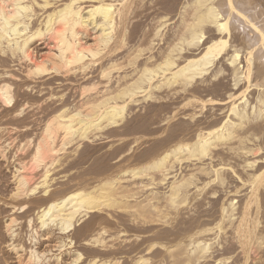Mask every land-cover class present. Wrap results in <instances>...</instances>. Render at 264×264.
<instances>
[{
	"label": "bare ground",
	"instance_id": "6f19581e",
	"mask_svg": "<svg viewBox=\"0 0 264 264\" xmlns=\"http://www.w3.org/2000/svg\"><path fill=\"white\" fill-rule=\"evenodd\" d=\"M182 1L0 0V122L10 117L12 120L18 119L15 120L18 123L20 118L24 117L22 114L25 108L32 106L35 108L33 104L30 106V103L37 98L30 97L33 100L28 101L30 95L39 96V101L44 95L47 100H43L48 101L49 96L56 94L53 91L62 89V92L65 88L67 93H70L68 90L76 92L79 89L83 92L82 96H85L83 98L85 101L79 100L71 91L73 99L80 101L78 105L74 102L77 107L73 110L76 113L72 110L74 113L70 111L71 115L68 114L70 108H67L66 101L63 100L65 97H61L62 93L60 95L57 92V96L61 97L59 99L64 102L63 105L62 100L61 103L59 102L62 106L57 104L60 108L56 107L58 97L56 95L57 98L50 97L55 99L56 102L53 103L55 106L46 105L47 107L42 108L44 114L42 113L43 117L40 115L42 118L39 116L41 119L39 121L44 123L39 124L42 126L38 125L36 130L41 128L42 132H37L40 133L37 134L40 135L39 138L34 136L35 133L30 134L33 136L31 140L34 137L38 140L36 142L34 140V144L27 139L28 143L24 146L29 147L27 145H30V142L31 145L28 150L24 148L26 156L22 155L24 149L22 151L21 148H14L18 150L15 153L8 149L12 141L7 142L11 136H8L6 128L10 127L9 123L12 122L6 121L8 127L4 130L5 125L0 128L2 129L0 130V264H117L120 260L130 261L132 264H148V259L144 256L150 251L148 250L150 248L146 249L145 246L149 240L141 238L142 243H139L134 239L135 243H133L132 239L133 242L123 241L121 244L109 246L100 245L102 241L100 242L98 237L101 238V235L103 237L113 228L120 229L121 234L136 231L139 234L141 232L143 236L146 235L145 238L154 234L156 236L163 227L162 221L166 218L163 217L164 213L167 211V217L169 215L167 209H176L177 212L181 208L179 205L185 204L191 196H200L198 192L202 188H197L194 192L196 188L192 187L195 177L212 174L222 182L220 185L225 184V178L222 176V171L225 169L216 167L213 160L215 155L213 152L219 147L220 142L233 141L234 144L241 146L246 144V147L243 146L246 149L242 148V151L246 150L244 153L247 159L258 156L259 152L262 153L260 147L250 145L259 135H264L263 87L260 89L259 86L260 90L257 89L259 91L255 98L251 97L255 92L252 90L250 94L252 103L248 100L250 98L246 99L248 91L254 89L255 81L253 83L252 80L254 75L264 77V13L258 9L261 0L259 2L258 0ZM159 7L164 8L165 11L167 9L168 15L175 13L173 17H167L170 19L176 17V20L170 23L173 19L168 18V24L166 15L163 16L160 12L159 14L164 18L161 16L157 19L159 15H155V12L157 13ZM172 9L173 12L170 11ZM154 15L157 17L155 18ZM165 26H169L170 31L167 32L170 35L166 38L167 41L163 39L166 43H163L164 47H162L161 39L167 37L166 35L162 37ZM207 34L209 37L201 44ZM239 43L245 46L241 47L246 51L243 61L240 60L242 49L239 48ZM158 46L162 48H157ZM211 73L214 79L211 78L210 82L205 79L196 87L193 86L197 79L200 80ZM221 76L224 79L223 86L227 88L224 94L226 96L215 103L217 107L218 105L229 107L230 116L224 115L229 119L220 117L223 113L218 114L217 111L220 112L223 108H217L216 114L213 112L209 114L213 119H221L222 123L220 121L219 125L215 123L218 127L213 124V128L216 129L207 132L197 129L194 143L191 145L185 144L184 141H182L184 144L179 141L177 145H165L167 148L164 146L166 149L162 148L161 154L158 153V158L150 164V168L158 170L157 174L151 177V181L150 179H147L148 182L134 180L135 182L131 184L128 182V185L123 184L122 181L119 183L113 172L115 170L98 160L100 164H97L96 168L83 167L88 164V158L98 153L96 149L91 151L92 148L86 146V143L94 142L95 137L109 140L117 133L116 128L121 126L127 112L135 114L142 112L144 108L145 111V105L150 102L162 105L167 104L169 99L175 102L176 98L172 96L178 94L179 97L180 92H188L193 87L194 93L208 94L212 81ZM222 90L225 91L223 87ZM78 94L76 95L80 96ZM43 100L40 106L43 105ZM36 103L38 104L37 100ZM170 103L167 104L168 107H172ZM27 104L30 107L27 108ZM168 107L167 111H171ZM228 109L222 111L227 113ZM32 110H26L32 117H35L38 111L41 113L40 109L34 110L33 112H36L34 114L31 113ZM167 111L162 110V113ZM168 115L167 117L170 118L173 114ZM169 118L165 117L162 121L159 119L157 120L160 121L159 124L155 123L164 126L170 121ZM25 119L24 117L23 120ZM223 119L226 121L223 122ZM171 120L174 121V118ZM34 121L36 122L37 119L32 123L31 121L27 124L23 123L22 127L29 128L26 126L30 124L32 128L31 124L35 123ZM138 126L136 123L128 126L125 124L123 129L125 128L126 132L143 129ZM34 128L36 127L32 129ZM243 129L246 131L243 132ZM16 130L18 132L17 128ZM13 132L16 133L14 130ZM13 132H11L12 136ZM32 132H35V129ZM5 135L9 140H6ZM15 140L13 136V141ZM14 142L10 144L13 147ZM70 145L76 147L74 150L83 148L80 166L86 168V171L67 179L63 174L60 177V173L57 172L59 169L55 164L56 159H59L57 156L71 147ZM231 147L232 145L226 150V154H233L235 149ZM154 150H146L145 154L150 158ZM19 152L21 155L17 154ZM26 157L30 159L29 166L33 163L35 169L39 171L36 167L42 168L40 171L43 173L38 175L36 170L32 173L24 172L26 168L23 161ZM255 158L258 160L241 167L246 173V175L243 173L245 177L241 176V172L238 175V171L232 173L234 178L246 187V208L241 211V216L234 219L235 207L232 197L239 192L233 194L234 192L226 191L227 199L220 209L219 224L227 223L231 226L230 229L236 226L232 230L240 241L246 243V248L257 239V227L250 224L252 222L250 204L260 199L264 185V154L261 158L259 156ZM117 160L120 161V158ZM257 163L260 165L256 169L249 170ZM180 165L183 167H179L178 170L177 167ZM33 167L28 171L34 170ZM56 172L59 174L56 175ZM211 183L209 182V187ZM108 185L119 201L127 202L126 208H122V210L128 209V213L126 210L123 213L127 214L125 217H118L116 215L118 213L115 214L114 211H104L105 214L102 212L100 201L107 197L105 195L102 197L100 190ZM129 187L134 190L131 197L127 192ZM126 192L128 198L130 197L129 201H126ZM214 194L213 192L210 195ZM111 195L107 199H110ZM111 200H115L113 206H117L114 205L116 202L120 203L116 201L117 199L111 198L109 204ZM124 203L122 205L125 206ZM176 212L171 213L175 215ZM155 216L156 219L153 218ZM139 217L152 219L146 221ZM155 221L156 223L159 221L162 225L156 226ZM21 224L22 227L19 226ZM214 230L213 228L197 230L198 232L187 236L188 244H183V247L181 240L180 256L191 260L197 259L196 261L206 260L211 249L208 241L214 242V240L199 236L211 237L215 235ZM165 232L160 233L161 236L165 237L167 235ZM142 234L139 236L143 237ZM134 236L136 238V235H133V238ZM137 238L140 237L137 235Z\"/></svg>",
	"mask_w": 264,
	"mask_h": 264
},
{
	"label": "rangeland",
	"instance_id": "374dc122",
	"mask_svg": "<svg viewBox=\"0 0 264 264\" xmlns=\"http://www.w3.org/2000/svg\"><path fill=\"white\" fill-rule=\"evenodd\" d=\"M185 1L186 2H190L192 0H183L182 2H185ZM258 2H259V0H258ZM261 2H262V4H261ZM258 4H260L258 6L259 11L262 10V12L264 13V0H261ZM260 6H261V8H260ZM158 9L159 10L160 9L161 10L163 9L162 11H164L165 13H163L162 11L157 10V13L158 14L155 12V15H157V16L159 15L158 17L156 16L157 19H159L162 16V14H163V16L166 15L165 19L167 18L166 20H168V18L170 19V17H173L174 14H175V13H173V14H169L168 15L167 14L168 13V10L167 9H166L167 13H166V11H165L164 8H160L159 7ZM170 11L173 12L174 10L172 9ZM159 12L162 13V14L160 15ZM155 15H154V17H155ZM163 16L161 18H164ZM167 16H170V17H167ZM175 18H171V19H173V21H171L170 23H173L176 20ZM168 24H169V20H168ZM167 27L165 26V29H163V32H162V33H164L162 35V37H165V35L167 36V37L161 39L162 40V44L164 43L163 42L164 41L163 39L166 40V38L169 37L168 35H170V33H168L170 31L169 30V26H167ZM165 30H166V33H165ZM207 37H209V34L205 35V37L202 39L201 44H203L204 41H206ZM236 43H237V41H236ZM162 44H161V46L164 47V44L163 45ZM159 45H160V42H159ZM238 45H239V48H241V47L244 48L245 47L244 45L241 46L242 44L240 45V43ZM161 46L160 47L158 46L157 48H160L161 49L162 48ZM242 53H244V54H242ZM245 57H246V51H245V49H242V51L240 53V60L243 61L245 59ZM208 76L206 75L202 79L200 78V80L197 79L195 81V85H193V86L196 87L197 85H199L201 80H205L206 79V81H209L212 78V73L210 75L208 74ZM212 79H214V78H212ZM216 79L217 78H215V80ZM222 79H223V77L221 76L216 81L215 80L212 81L211 86H210L211 88L208 89V92H209L208 94H207L206 91H205L206 93H204V92L203 93L202 92L201 93H194L193 92L194 91L193 90L194 87H193L192 89L190 88L192 91L191 90L188 91V92L187 91H185V92L183 91V93L180 92L179 97H177L178 94L175 95V96H172V97H174V99L176 98L175 99V102L173 100L170 101V99L168 100V101L171 102V103L170 102L169 103L171 104L172 107H168V105H167V104H169L168 101L166 102L167 104H165V105H164V103L162 105V104H159V103H155V102L152 103V102H150V103H147L145 105V107H146V110L145 111H143L145 109L144 108V109H142V112H137L135 114L134 113L129 114L130 112H127L125 114V116H124V120L122 121L123 123L121 124V126H119L118 128H116L117 131H116V129H114L117 133L115 135L113 134V136L110 138L111 140L109 138H108L109 140H107V139L100 140V137L99 138L95 137L94 142L86 143V146H89L90 149L91 148L93 149V150L91 149V151H94L96 149L95 151H96V153L97 152L98 153L97 154H94V156H92L93 153L90 154L93 158L92 157L91 158H88V164L85 165V166H83V167H86V168L87 167H89V168L90 167L91 168H94L95 167L96 168L97 167V164H98V161H101V163L103 162L102 163L103 165L106 164L109 168L112 167V169L115 170L113 172L115 173V176H116V178H117V180H118L119 183H122L123 182V184L128 185V182H129V184H131L132 182H135V181H138V180H139V182H141L142 180H143L142 182H144V180H146L145 182H148L147 179H150V181H151V177L152 176H155V174H157L158 170H156L154 168H150V164L153 163L158 158V153L161 154V151H163V149H166L167 148L166 146L177 145V144H179V141L182 144L185 143V144H190L191 145V144L194 143L193 141L195 139V134H196L197 129L198 130L199 129H201V130L203 129V130H205L204 132H207L208 130L210 131L212 129H216V128H213V124L214 125H216V124L219 125V121L221 122V119L219 120L217 118L218 119V121H217V119H215V118L213 119L212 117H209V114H211V112H213V114H216L215 111L217 110V108L218 109L223 108L224 110L229 108L228 106H226L228 108H225V106L224 107H220L218 105V102L220 101V99L222 100V98L223 99L225 98L226 95H224V94L227 91V88L224 87L223 86V83H222V81H224V79L223 80ZM252 80H253V83L255 81V83L253 84L254 89L251 88L248 91L249 93L246 94V96L248 95L246 97V99L250 98L251 100L248 99L250 102L253 101L252 98L253 97L255 98V96L257 95L256 93H258V91L262 87L264 88V84H263L264 83V77H261V76L258 77V75H254V77H253ZM261 83L263 84V86H262ZM254 85H256V86H254ZM225 86H226V84H225ZM259 86H260V89H259ZM222 87L225 89V91L222 90ZM255 87H258V88H255ZM263 88H262V90H264ZM63 89L64 90L62 92H61L62 89H60L59 91L55 90L53 92L56 93L55 94L56 96H57L58 93H60V95L63 94L61 97H65V98H63V100H64V102L66 101L65 102L66 103L65 105L67 106V108H70L69 111H68V114H69L70 111H72L74 108L77 107L76 105L80 104V103H78V102H80L79 100L82 99V100L85 101V99H83L85 96H82V93L83 92H81L79 89L76 92H75V90L74 91L68 90V92H70V93H67L66 92L67 90H65V88H63ZM257 89H259V90H257ZM195 90H196V88H195ZM252 90H255V92H254L255 95L253 93L254 96L253 95L252 96L250 95V94H252ZM71 91H72V94H74L75 98H77L79 100H77L75 98L73 99L74 96L72 97ZM64 92H66V94ZM73 92H75V93H73ZM78 93H80V94H78ZM89 93H92V92L89 91ZM64 94L66 96H64ZM76 94H78L80 96H77ZM49 95L50 94L48 93L47 96H49ZM55 95L53 94V96L52 95L49 96V99L50 100L48 99V101H44L45 99L47 100V97L44 98V95H43L42 98L44 100L42 99L43 100V103L42 104L44 105L45 104L44 102H46V104L44 106L43 105L40 106L42 100L40 99L41 101H39V98H40L39 96H37V95H30L29 96V98L30 97L33 98L34 96H36L37 99L36 98H33V99H36L37 102H38V104L36 103V100H33L31 98L30 99L28 98V101L33 100V102L31 101L30 106H32L31 104H33L35 106V108L33 106L30 107L28 105L29 102H27L28 104L26 106H27V108H28V106L30 108L26 109L25 108L26 106L24 108L27 111H30L32 109H34V110L37 109V111H38L40 109L41 113L39 111L37 113L36 112H33L34 110L31 111V113H33V114L36 113L35 117H37V118L32 117V115L31 114H28L29 112H27L24 109V113L22 115L26 119H28V117H29L28 120L25 119L26 121L23 120L24 117H21L20 118V120L18 122L19 124L17 123V121H15V120H18V119H13L12 120V118L10 119V117L7 118V119L1 120L2 123L0 122L1 123L0 128L5 125V127H3V130H4V128L8 127V126H6V121L8 122L9 120H10V122L13 123L12 124V123H9L8 122L10 125L7 124V125L10 126L8 128H10V129L12 128V131L11 132H13V130L16 132L17 131L16 128L18 129V132H16V133L13 132L14 139L17 140V141L15 140V142H14L13 141V136H12V134L10 132V129L6 128L7 129V133H9V135L8 134H6V135L11 136L10 137V140H9V138H7V136L5 135L6 140L7 139L9 140L7 142H10V141L14 142L13 143L14 144V147L12 145H10L12 142H10L9 145H8L10 147L7 146L8 149H10V151H12V152L15 153L16 150L14 148H16V149L21 148L22 151H23L24 148L26 150H28L29 147H30V145H31V142L35 144L36 140H38V138L40 137V135H37V134H40V133H37V132L38 131L39 132H42V131H40V130H42L41 128L40 129L38 128V131H36L37 130V126L39 124H43L44 123L43 121H42L43 123L42 122L40 123V121H41L40 117L41 116L43 117V114H44L42 112L43 109H44L43 107H45L46 105L47 106L54 105L53 103H54L55 99L54 98H50V97H56ZM61 97H58L56 99V101H57L56 107H58V105L61 103V100L62 99L61 100L59 99ZM67 97H71L72 99L71 98L68 99ZM51 99H53V100L51 101ZM58 100H60V101H58ZM63 100H62V105L64 103ZM216 101H218L217 102L218 107L216 106V103H215ZM74 102L75 103L77 102L76 105H75ZM72 103H74V104H72ZM81 103H82V101H81ZM35 104H37V105H35ZM62 105L60 104L59 106H62ZM166 105H167L168 109L171 108V111H173V112L176 111L174 113H175V115H177V117H175L174 113L171 112L170 110H169L170 112L167 111ZM157 106H159V107H157ZM160 106L162 107V109H161ZM39 107H41V108H39ZM165 107H166V109H163ZM58 108H60V107H58ZM150 108H151V110H150ZM157 108L158 109L160 108V110L158 111ZM214 108H215V110H214ZM223 109H221L220 112L217 111V113L219 114V113L222 112L223 115L220 116V117H224V119H227L228 120L229 118L228 117H225L224 115L227 114L226 116H230V113H229L230 112V109L227 110L228 111L227 113H226V111L224 113L223 112L224 111ZM162 110L163 111L166 110L167 112L166 113H162ZM73 111H72V113L75 112V111L74 112ZM88 111L90 112V110H88ZM138 111H140V110H138ZM157 111L159 113H161V114H159ZM72 113H70V115ZM167 113L168 114L170 113V115L173 114L174 117H173V115H171L170 118L167 117V115H168ZM29 115H31V117ZM170 115H168V116H170ZM210 116H212V115H210ZM165 117H166V119L169 118L170 121H172V122L169 121L168 123H166V125L163 126L161 124L159 126L158 125L159 122L162 121V120H164ZM31 118H33V119H31ZM173 118H174V121L171 120ZM207 118L208 119L212 118V121L213 122L211 121V119L210 120H207ZM34 119H37V121H38V122L36 121L38 124L35 121H34L35 123L31 124V125H33V127L34 126L36 127V128H34L35 129V132H32L34 129H32L33 128L32 126H31L32 128H30V126H29L30 124H28V126L25 125L26 127H29V128H23L22 127V125L27 124V122L29 123L31 121L30 123H32ZM154 119H156V120H154ZM159 119H161V120L158 122L157 120H159ZM225 121L226 120H224L223 122H225ZM155 122H158V124L155 123ZM3 123H5V124H3ZM135 123H136V126L139 125L140 128L143 127V129L141 128V130H138L139 132L138 131H134V132L133 131L132 132L128 131L129 133L124 130L125 128L123 129V127H125V124L128 126V125H134ZM15 124H16L17 127L15 126ZM12 125H14V127H11ZM40 126H42V125H39V127ZM174 127H175V129H174ZM216 127H218V126L216 125ZM245 129H246V127H245ZM0 130H2V129H0ZM8 130H9V132H8ZM25 131H26V133H25ZM242 131L245 132L246 130L244 131V129H243ZM96 132H98V134H100L99 131H96ZM30 134H32V135L34 134V136L36 135V137H38V136L39 137L37 139L34 137L35 139L33 138V140H31L32 139L31 137H33V136L30 135ZM98 134L96 133V135H98ZM122 134H124V135H122ZM173 135H174V137H173ZM18 136H20V137H18ZM11 138H12V140H11ZM27 139L28 140L30 139L31 142H30V145H27L29 147L26 148L25 146L28 143V140ZM34 140H35V142H34ZM171 140H173V141H171ZM160 141H162V142H160ZM182 141H184V143ZM163 142H164V144H163ZM15 144H16V147H15ZM34 144H32V145L34 146ZM231 145L235 149L233 151V154H226L227 153L226 150ZM236 145L237 144H234L233 141L220 142L219 147H217V149H215V151L213 152V154H215L214 155V159H213L215 162L214 161L213 162L217 165L216 166L214 164V166H216V167L220 166L223 169H225L224 171H222L223 172L222 173V176H223V178H225V184H222L224 187L222 185H220L222 182L220 180L216 179L217 176H215V175L209 174V175H201V176L195 177L194 178V182L196 184L194 183L192 185V187H195L196 188L194 190V192L197 190V188H202L201 191L198 192L200 196H194L193 195V197L191 196L187 200V202H185V204L183 203L182 206L179 205V207H181L180 209L178 208L180 210V212H179V210H177V212H176V209L175 210L174 209H170V210H173L171 212H173V213L176 212L175 215H173V213H171L170 210L167 209L169 211L168 217L166 215V213L168 214L167 211L164 213L165 216H163V217H166L167 219L166 218L164 219L162 217V219H164L162 221L161 218L160 219L158 218L159 221L160 220L162 221L163 225L160 224L159 221L156 223L157 220L154 222L156 226L160 224V225H162L163 227L166 228V229L165 228L162 229L163 227L161 226L162 228L160 229V232L158 233V235L156 234V236H154L155 234L154 235L152 234L153 236L149 235L147 238H145L146 235L143 236V234L141 232H140V234H142L143 237L139 236L140 235L139 232L137 233L136 231H134L133 233L131 231V233L129 232L127 234H125V233L124 234L123 233L121 234V230L120 229L119 230L117 229L118 230L117 231L116 228L115 229L113 228V230H109L110 232H107L103 237H102V235H101V238L98 237V239H100L99 241L100 242L102 241L101 242L102 244H100V245H103V244L106 245L107 244V245L110 246L112 244L114 245V244H117V243L118 244L119 243L121 244V243H123V241L130 242V240H131V242H133L134 239L135 240L137 239L136 241L139 242V243L140 242L142 243V240L143 239L149 240V243L146 241L147 244L145 243V246H146V249L150 248V249H148L150 251H148V253H149L148 255L146 254V256H144L145 259H148V264H264V194H263L264 193V187H263L264 185L262 186V189L263 190H261L262 191L261 192L262 193V196H260V199L257 202L256 201H253L250 204V208H249L250 216L252 217V218H250V220L252 219V222L250 224L252 226H256L257 227L256 228V231H257L256 232V237H257V239H255L254 242L252 243V245H250L251 247L249 246V247L246 248V243H244V241H240L237 238V235L235 236L234 231L232 229L235 228L236 226H233L232 229H230L229 227H231V226H229L227 223L219 224L221 222L220 221L221 220L220 209H221L223 203H225V200L227 199L226 198V195H225L226 194L225 193L226 191H228V192L229 191L230 192H234L233 194H235V192H239L238 194H235L234 197H232V199L234 200V207H235V210H234L235 211V213H234V219H238L241 216V211H243V209L246 208V187H244L241 183H239V181L236 178H234V176H233L232 173H233V171H236V173L238 171V173H237L238 175H240L242 173L241 176L242 177H245L244 174H243V173H245V171L243 172V169H242L243 166L244 165L246 166L247 163H252V162L258 160V158H255V157H258V156H259V158L262 157V155L264 154V135H259L258 138L256 140H254L251 143V145H250L251 147H252V145H253V147L255 145V147L257 146V147H260L262 149L261 150L262 153L259 152L260 154H258V156L251 157V158L247 159L248 157L246 158L245 153H244V151H246V150L242 151L243 149H246L245 148L246 147L245 146L246 144H244L242 146L241 145H237L236 146ZM19 146H21V147H19ZM22 146H23V148H22ZM164 146L166 148H164ZM239 146H241V147H239ZM243 146H245V147H243ZM11 147H13L14 150H12ZM75 148L76 147L71 146V147H69L67 149L68 151L67 150H64V151H62V153L59 154V156H57V158H59V159H56L57 160L56 162L57 163L59 162V163L58 164L56 163L55 164V167L57 169H59V170H57V172L60 173V177H62L61 174H63V176L66 175V178H67V177H72V176L75 177V176H77L76 174L77 173L79 174L80 172H84L85 173V171H86L85 169L86 168L83 169V167L80 166V165H82V163H81L82 161L80 159H81V156H82L83 148H81L79 150H74ZM25 149H24L25 152L23 151V154L22 155H25L26 156L27 153H26V150ZM152 149L153 150L155 149L153 151L154 154L150 155V158H149L148 157V154H145V152H146V150L148 151V150H152ZM21 150L19 149V151L22 153ZM101 150H103V151H101ZM16 152H18V150ZM20 152L17 153V154H20L21 155ZM20 155H18V156H20ZM26 158H24V161H23L24 163L23 164H25L24 166H25V168H26L27 171L24 170V172H28V173L31 172L32 173V172H34L36 170L35 169V165L32 163L33 165L31 164V166H29L30 159L27 158V161L25 162ZM119 158H120V161L117 160ZM215 158H218V159H215ZM129 159H130V161H129ZM28 160H29V162H28ZM136 160H138V161H136ZM95 161H97V162H95ZM27 162H28V165H26ZM113 162H114V164L116 162V164L114 165ZM213 162H212V164H213ZM61 164H62L63 167L61 166ZM255 165L256 166L253 165V168L251 167L249 170L252 171V170L256 169L258 167V165H260V164L257 163ZM32 166H34L33 167L34 170L30 171ZM185 166H184V168H185ZM179 167L181 168L183 166L180 165V166L177 167V169ZM36 168L39 171L42 170V168L41 169L38 168V167H36ZM28 169H30V170L28 171ZM39 171L36 172V173H38V175H40L39 173H41V174L43 173V171L42 172L41 171L39 172ZM57 172L55 173L56 175L59 174ZM177 172L179 174V171H177ZM180 172H182V171L180 170ZM80 174H82V173H80ZM150 174H151V176H150ZM142 175H143V177H142ZM245 175H246V173H245ZM147 177H149V178H147ZM67 179H70V178H67ZM213 179L214 180H217V181H214L213 182L212 181ZM150 181H149V183H150ZM209 182H212L210 184V187L208 186L209 185ZM205 186H208V187H205ZM131 188L132 187L127 188V189H129V190H127V192L129 194L126 192L125 193V196L127 194L129 196L131 194H134V190H132L133 188L132 189ZM222 188L224 189V193H223V189ZM108 190L110 192L112 190L111 187H110V185L102 187V189L100 190V193L102 194V197H105V196L107 198L110 197L109 195H111V193H113V192L110 193ZM202 190H203V192H202ZM214 190H216V192ZM213 192L215 194L211 196L210 194L213 193ZM103 193H105V194H103ZM128 195L126 197V199H127L126 201H129V198L131 197L130 196L128 198ZM113 196H114V193H113ZM113 196L111 195V198L112 199L115 198V199H117L116 201H119L118 197H116V196L113 197ZM107 198H104L106 202L104 201L103 198H102V202L100 201L101 208L103 207L102 208L103 209L102 212H104V211L105 212L114 211V213L115 212L118 213V214H116V213L115 214L118 215V217H120V218H122V216L125 217L127 215V214L125 215L123 213H125L126 211H127L126 213H128V209L127 210L125 209L126 211L125 210H122V208H126V203L127 202H125V203L123 202L125 204V206H124V205H122L123 203L120 200L119 201L120 203L116 202L117 204L116 203L114 204V205H117V206H113L112 203H114L115 200H111V204H109L111 198L110 199H107ZM124 201H125V199H124ZM118 207H120L123 212L121 210H119L120 208H118ZM116 208H118V210ZM104 209H106L108 211H106ZM117 211H119V212H117ZM105 212H104V214H105ZM177 213H178V215H177ZM101 214H103V213H101ZM156 217L157 216H155L153 218L156 219ZM143 218L145 220L147 219L145 217H142V219ZM139 219H141V218L139 217ZM151 219L152 218H150V220ZM150 220L148 219L146 221H150ZM165 221H166V223H165ZM164 223H165V225H164ZM19 226L22 227L23 225L21 224ZM219 227L221 228V231H219V229H220ZM17 228H20V227L17 226ZM154 228H155V226H154ZM158 228H160V227H158ZM210 228L215 229L214 230L215 231V235L211 236L212 238L209 237V236L208 237H204L203 235L199 236V238L202 237L204 239L205 238L206 239L208 238V239L214 240V242L211 241V240H210L211 242L208 241L211 244V249H210V252L208 254L209 257L206 260L205 259H202L203 261L202 260L201 261H196L197 259H194V260L192 259L191 260V259H186V258H183V257L180 256V250H181L180 248L183 247V244L185 245V243L187 241H189L188 240V237L191 236L192 233L194 234V232L196 233V232H198L200 230L210 229ZM162 232H165V234H167V235H165V237H164V235L161 236L160 233H162ZM168 233H169V235H168ZM159 234H160V236H159ZM162 234H164V233H162ZM133 235H136V238H135V236L133 238ZM137 235H138V237H140L139 239L137 238ZM218 235H219V237H218ZM96 238H97V236H96ZM141 238H143V239L140 240ZM155 238H157V239H155ZM132 239H133V241H132ZM185 239H187V240L185 241ZM181 240L183 242L184 241L185 242L183 243ZM180 241H181V247H179ZM143 242H145V240ZM133 243H135V241ZM186 244H188V243H186ZM164 246H166V247H164ZM248 257H249V259H248ZM120 261H118V262L116 261L117 264H119V262H120V264H132V262H130V261H126V260H120ZM247 261H248V263H246Z\"/></svg>",
	"mask_w": 264,
	"mask_h": 264
}]
</instances>
